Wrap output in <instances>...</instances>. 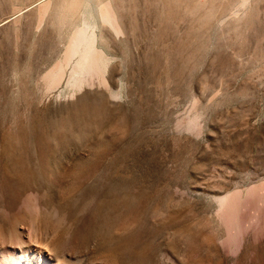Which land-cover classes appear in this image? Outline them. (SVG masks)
Instances as JSON below:
<instances>
[{
  "label": "rangeland",
  "instance_id": "374dc122",
  "mask_svg": "<svg viewBox=\"0 0 264 264\" xmlns=\"http://www.w3.org/2000/svg\"><path fill=\"white\" fill-rule=\"evenodd\" d=\"M28 249L264 264V0H0V264Z\"/></svg>",
  "mask_w": 264,
  "mask_h": 264
},
{
  "label": "bare ground",
  "instance_id": "6f19581e",
  "mask_svg": "<svg viewBox=\"0 0 264 264\" xmlns=\"http://www.w3.org/2000/svg\"><path fill=\"white\" fill-rule=\"evenodd\" d=\"M83 28L79 31L78 35L76 36V39H74V41L72 43V53L75 56L77 53L78 54L80 53L79 50H81L80 49L81 47L86 46L85 53H84V56H85L84 62L86 64H88L89 67H91L92 65L90 63L92 61H94V60H92L93 59V56H92L93 55V48H92L91 44L89 43V41H87V35H88L87 32L88 31H86V29H83ZM89 60L91 61L90 63H89ZM97 61H99V60H97ZM86 64H85V66H86ZM97 64H98V62H97ZM77 65H80V64H77ZM80 68L83 69V66ZM80 68H78V69L81 72ZM85 69H87V68L85 67L84 70ZM87 71H88V69H87ZM81 74H83V73H81ZM50 259H51V263L47 261V259L45 258V256L41 252V250H38V249L30 250V249H28L25 251L24 250L21 251L20 253H18V255L16 253H14L9 264H57L54 259H52V258H50Z\"/></svg>",
  "mask_w": 264,
  "mask_h": 264
}]
</instances>
